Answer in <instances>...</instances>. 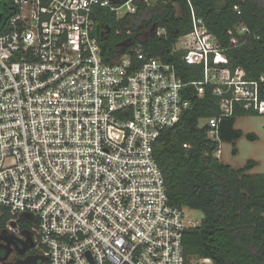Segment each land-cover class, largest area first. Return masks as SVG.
<instances>
[{"label":"built area","instance_id":"built-area-1","mask_svg":"<svg viewBox=\"0 0 264 264\" xmlns=\"http://www.w3.org/2000/svg\"><path fill=\"white\" fill-rule=\"evenodd\" d=\"M135 1L0 0V234L31 243L0 264L29 255L38 264H214L185 255L183 234L201 219L169 204L154 147L188 107V85L219 97L203 123L216 156L234 102L264 115V98L258 81L229 68L190 0L191 28L173 50L201 67L200 79L183 81L140 44L105 58L95 10L121 18Z\"/></svg>","mask_w":264,"mask_h":264},{"label":"trees","instance_id":"trees-1","mask_svg":"<svg viewBox=\"0 0 264 264\" xmlns=\"http://www.w3.org/2000/svg\"><path fill=\"white\" fill-rule=\"evenodd\" d=\"M135 2L136 12L121 18L106 8L95 10L98 27L105 29L101 37L105 58L113 61L124 49L140 44L145 54L172 63L183 81L200 79L201 67L186 64L183 52L173 50L178 37L191 28L188 2ZM190 2L223 49L229 68L240 67L247 79L258 81L259 96L264 98L260 79L264 75V0ZM157 28L164 32L157 34ZM183 92L189 105L173 127L160 133L154 152L169 204L203 213L200 225L183 234L184 253L209 257L214 264H264V173H250L258 164L255 159L232 167L214 154L218 143L206 137V125L200 124L219 112V97L211 88L207 86L201 96L193 85ZM244 115L258 114L234 102L232 115L219 124L220 139L232 143L233 154L238 138L255 139L254 132L235 126L236 118Z\"/></svg>","mask_w":264,"mask_h":264},{"label":"rangeland","instance_id":"rangeland-1","mask_svg":"<svg viewBox=\"0 0 264 264\" xmlns=\"http://www.w3.org/2000/svg\"><path fill=\"white\" fill-rule=\"evenodd\" d=\"M204 123V119L200 120V124ZM264 124V115L252 116L244 115L236 118L235 126L241 128L245 132H255L261 136L264 130L261 127ZM232 143L222 142L220 146L219 159L231 165L232 167L242 166L247 159L252 158L258 161V164L250 170V173H264V141L249 140L245 136H241L235 142L237 152L232 153ZM189 215L202 219L203 213L200 210L189 209Z\"/></svg>","mask_w":264,"mask_h":264},{"label":"flooded vegetation","instance_id":"flooded-vegetation-1","mask_svg":"<svg viewBox=\"0 0 264 264\" xmlns=\"http://www.w3.org/2000/svg\"><path fill=\"white\" fill-rule=\"evenodd\" d=\"M254 116H258V115H254ZM261 127L264 130V124ZM254 140H256V141L260 140V141L263 142L264 141V135L261 136V135L255 133V139ZM2 236L7 237V239H9V236L6 235V234H3ZM8 243L9 244H6L5 240H3L0 237V255H4L7 250L9 251L7 256H14V257H17V258H22V257H24L26 255V253H27L26 249L27 248L22 250L25 245H19L17 243H12L11 240H9ZM5 244L7 245L6 247H4ZM20 250H22V252Z\"/></svg>","mask_w":264,"mask_h":264},{"label":"water","instance_id":"water-1","mask_svg":"<svg viewBox=\"0 0 264 264\" xmlns=\"http://www.w3.org/2000/svg\"><path fill=\"white\" fill-rule=\"evenodd\" d=\"M25 216H29V215H28V214H25ZM0 235H1L0 237H1L3 240L6 241V244H9V243H8L9 239H7V237L2 236L3 233H1ZM6 244L4 245V247L7 246ZM28 246H31V243L26 244L22 250H24V249L27 248ZM22 250H20V251L22 252ZM8 252H9V251L7 250V251L5 252L4 255H2V256L0 255V259L4 260V259L7 257ZM35 259H36V258H35L34 256L29 255V256L25 257L24 259H17V260L15 261V264H38V263H35V261H34Z\"/></svg>","mask_w":264,"mask_h":264}]
</instances>
